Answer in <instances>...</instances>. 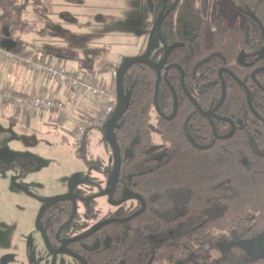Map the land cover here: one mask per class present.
<instances>
[{"label": "trees", "instance_id": "obj_1", "mask_svg": "<svg viewBox=\"0 0 264 264\" xmlns=\"http://www.w3.org/2000/svg\"><path fill=\"white\" fill-rule=\"evenodd\" d=\"M242 1L248 3V0ZM9 2L21 18L23 5L17 0ZM253 2L264 26V0ZM5 31L0 33V46L9 37ZM202 45L196 52L195 62L212 51L224 52V57L207 75L213 81L217 79L219 67L231 68L232 56L228 51L231 43L226 42L225 48L217 41L212 46L206 42ZM28 48L36 60L44 61L52 54L50 48L37 44L16 42L12 50ZM241 70L243 73L239 76L244 79L247 68L241 67ZM78 72L90 74L82 69ZM156 79L157 72L146 63L130 67L124 80L128 101L115 129L122 156L120 182H128L130 191L142 197L146 209L128 222L99 227L87 241L91 245L101 244L84 255L88 264H177L195 255H208L220 243L251 239L264 231V91L256 87L251 92L254 113L246 92L235 81L226 80L229 89L219 114L241 120L232 133L228 122L212 123L200 115L180 87L177 69H172L168 77L179 98L177 115L170 120L166 118L174 112L175 97L163 80L157 97L158 114ZM257 79L264 85V72ZM192 94L198 105L208 110L220 92L209 89ZM153 113L169 150L153 168L140 172L137 167L152 145ZM76 152L90 168H100L87 159L84 150ZM135 210L129 209L121 217L130 216ZM250 214L255 215L253 222ZM67 219L68 213L59 211V223Z\"/></svg>", "mask_w": 264, "mask_h": 264}, {"label": "rangeland", "instance_id": "obj_2", "mask_svg": "<svg viewBox=\"0 0 264 264\" xmlns=\"http://www.w3.org/2000/svg\"><path fill=\"white\" fill-rule=\"evenodd\" d=\"M9 1L0 0V33L6 30L17 44L59 46L64 57L82 58L83 70L94 73L102 84L111 76L112 65L128 57L145 51L159 56L162 43L155 16L163 0H18L24 11L20 21ZM39 116L36 113L32 122L22 123L0 115V260L9 255L28 264L29 249L42 256L45 250L35 224L40 205L63 197L80 177L91 181L79 183L78 189L99 193L108 178L103 172L113 166L105 128L93 129L84 148L87 159L100 167L92 169L78 157L72 135L42 125ZM150 129L152 145L137 167L140 172L153 168L169 150L156 113ZM12 138L14 144L8 141ZM130 204L133 207L136 202L114 206L106 196L80 203L78 224L84 229L113 214L119 216ZM249 217L253 222L255 215ZM59 262L73 263L68 257H59ZM177 264H264V231L251 239L220 243L208 255H195Z\"/></svg>", "mask_w": 264, "mask_h": 264}, {"label": "flooded vegetation", "instance_id": "obj_3", "mask_svg": "<svg viewBox=\"0 0 264 264\" xmlns=\"http://www.w3.org/2000/svg\"><path fill=\"white\" fill-rule=\"evenodd\" d=\"M162 4L161 11L157 12L158 14L155 16L157 30L159 23L166 16L161 25V33L158 31L162 43L159 56L154 58L150 55L149 51H145L141 53V55L148 53L150 55L148 56L157 63L162 62L166 56V64L161 69L159 84L162 80L165 81L174 94V97L177 96L178 109V94L168 80L169 73L172 69H177L180 73V87L184 93H186V96L196 107L200 115L206 119H210L212 123L219 120L226 121L231 125L232 133L233 130L235 132L236 126L241 124V120L228 119L219 114L220 108L225 102L227 91L229 89L226 80L229 78L235 81L237 85L246 92L247 102V90H249L250 93V101L251 92L255 90L256 87L264 91V85L261 84L257 79V76L264 72V69H262L264 68V58L260 57V52L264 50V26L260 18L255 13L253 0H248V3L242 0H163ZM215 41L223 44L224 48V44L226 42L231 43V46L228 47V51L232 56L233 63L230 66L233 69L227 66L219 67L218 71L216 72L217 79L211 81L208 80L207 77L210 68L219 63V60L224 57V52L220 50L215 52L212 51L211 53L207 54L200 62H195V55L200 46H203L202 43L206 42L208 45L212 46ZM165 45L167 46V54ZM232 49L233 52H231ZM117 67L119 68V66ZM166 67H169V69H166ZM241 67L247 68V74L244 79H241L239 76V73H243ZM153 69L157 72L155 68ZM159 84L158 90L156 87L157 97L159 93ZM224 88L226 90V94L224 100H222ZM209 89L219 91L220 94L215 103L213 102V105L210 109L203 110L198 105L196 97L192 93L206 92L209 91ZM221 101L222 104L220 105ZM218 105H220L218 111H216L211 117L208 118L203 116L202 112H210ZM156 108L157 113L160 114L159 108ZM251 110L254 112V108ZM172 115L168 117H171ZM168 117L166 118L168 119ZM257 117L259 116L257 115ZM84 145L85 142L81 146H76L80 150L85 151ZM112 165V168L103 172L108 176V178L106 179V185L100 187V189L107 190V193L110 192L112 187L114 156ZM110 172L112 175H110ZM121 180L122 177L120 172L119 184L113 195L114 202L124 199L129 194H136L130 191L128 182H120ZM90 181L91 179L80 177L78 183H73L63 197L60 199L44 201L40 205L37 219L43 210L44 212L39 220V227L36 225V230L42 241V246L45 250V253L38 257L31 249H29L27 251L28 264H61L59 262V257H68L72 259L73 263L71 264H88V261L85 259L84 255L91 250L99 248L101 245L100 243H96L94 245L87 243V241L94 234H96L97 229L113 222H122L121 220L129 217H121L122 213H125L129 209H136L135 213L142 209L144 201L138 197L139 195L137 196L136 194L132 199L118 205L126 206L128 203L135 201V206L131 207L132 205L130 204V207H128L126 211H122L119 216L113 214L100 222H105L112 219H117L120 221H113L94 227L99 223L97 222L82 229L77 220V216L81 210L80 203L92 202L97 197L84 200L85 198L95 195V193L90 191L85 192L84 190L78 188L80 184H86V182L89 183ZM98 185L99 183L97 186ZM69 193L73 195L72 198L74 199L68 198ZM104 196H106L109 201L108 194ZM109 203L113 205V203L110 201ZM139 203H141V205ZM66 204L70 206L69 209L63 206ZM59 211H66L68 213L67 221L62 224L59 223ZM67 230L68 232H66ZM88 231H90L88 236L84 237ZM66 234L69 236L66 237ZM75 238L80 239L68 244V250L71 253H59V249L61 248L64 241ZM108 243V241L105 242L106 246H108ZM8 256L9 255L4 256L5 258L0 260V264H22L20 261H14L13 259L9 258L11 256Z\"/></svg>", "mask_w": 264, "mask_h": 264}, {"label": "built area", "instance_id": "obj_4", "mask_svg": "<svg viewBox=\"0 0 264 264\" xmlns=\"http://www.w3.org/2000/svg\"><path fill=\"white\" fill-rule=\"evenodd\" d=\"M50 57V56H49ZM44 61L36 60L31 50L14 51L0 46V63L24 64L35 74H42L47 79L56 80L60 87L74 98L100 99L101 105L94 114H77L78 101L74 100L72 108L64 107L56 98L40 94L15 93L10 85L0 86V105H12L22 112L57 111V117L51 120V126L64 130L66 121L74 120L75 126L71 133L75 145L81 146L90 130L105 127L117 107V94L114 85L102 84L96 76L79 74L78 70L68 67L63 62L53 63L52 58ZM116 80L118 67L110 68Z\"/></svg>", "mask_w": 264, "mask_h": 264}, {"label": "crops", "instance_id": "obj_5", "mask_svg": "<svg viewBox=\"0 0 264 264\" xmlns=\"http://www.w3.org/2000/svg\"><path fill=\"white\" fill-rule=\"evenodd\" d=\"M52 1H56V0H52ZM22 17L23 16H21L19 21L22 19ZM54 18L56 21L59 22V18H57L56 16ZM5 33L7 34V31H5ZM0 41H1V38H0ZM21 44H32V43L24 42ZM45 48H50L52 50V54L50 55V57L52 58L53 63L63 62V63H66L68 67H73L78 70L82 69V71H85L83 70V68H81L82 62H83L82 58L81 60L80 58H78V56H71L68 58L64 57L62 52L59 51V46L50 45ZM67 59H70V61L72 62H69ZM79 65L81 66L80 68H79ZM113 66L117 67L119 66V64H114L112 65V67ZM109 71L111 70L109 69ZM90 75H95V74L93 73ZM114 79L115 78H114L113 72L111 71V76H109V78H107L106 81L103 80V83L107 82L106 84L114 85L113 83ZM2 85L3 86L10 85L15 91V93H20L24 95L40 94L46 97L56 98L66 108H72L74 105V100H76L78 101L77 114L79 113L94 114L96 113V111L99 109L101 105L100 99L95 100V99L86 97V98L78 100V98L76 97L74 98V96H72L73 93H71V95L68 94L63 87H60L58 85L56 81L52 79H47L42 74H35L29 67H27L24 64H9V63L2 64L0 63V86ZM3 113H5L6 117L9 120L21 121L22 123L23 122L30 123L34 119V115L37 112L36 113L32 111L22 112L16 109L15 107H13L12 105H0V115ZM38 113H40L38 121L42 125L44 124L51 128L52 126H51L50 121L57 117V111L43 112V113L38 112ZM64 126H65L64 130H60V129H55V130H58L65 136H71V133L75 126L74 120L66 121V123H64ZM102 128L104 129L105 127H102ZM92 130H90L87 136L85 137V145L88 140L89 134L90 132H92ZM10 140L12 141L11 143L14 144L13 142L14 138L8 139V141Z\"/></svg>", "mask_w": 264, "mask_h": 264}, {"label": "water", "instance_id": "obj_6", "mask_svg": "<svg viewBox=\"0 0 264 264\" xmlns=\"http://www.w3.org/2000/svg\"><path fill=\"white\" fill-rule=\"evenodd\" d=\"M165 17L161 20V22L158 25L159 33H161V25H162V22L165 19ZM15 46H16V42L14 40L10 39L9 37L2 41V47L3 48L13 49ZM165 48H166V54H167V46L166 45H165ZM260 57L264 58V50L260 52ZM136 63H146L149 66H151V67H153V68H155L157 70L158 77H157V81H156V85H157L156 87H157V90H158V84H159L160 77H161V69L166 64V56H165L164 60L162 62H160V63L155 62L152 58H150L148 56V54L138 55L136 57H128L121 63L120 67L118 68L117 75H116V81H115V88H116V94H117V107H116V110L113 113L111 119L109 120V122L105 126L106 127V137H107V140L109 142L110 148H111L113 156H114V169H113L112 187H111L110 192H108V193H107V190H102V191H100L99 193H97V194H95L93 196L85 198L84 200H89V199H92V198H95V197L104 196V195L108 194L109 201L111 203H113V205L118 206V205L123 204V203L127 202L128 200L132 199L136 195V194H129L127 197H125L124 199H122L120 201H116V202L113 201V195L115 193V190H116V188H117V186L119 184V180H120V172H121V164H122V157H121V155L119 153V150H118V147H117V144H116L115 129L118 126V123L120 122V120H121V118L123 116L125 107L127 105L128 96H129L125 92V87H124L125 76H126L128 70L130 69V67L133 66ZM166 69H169V67H166ZM262 69H264V68H262ZM165 76H166V74H165ZM247 93H248V103H249V105H250V107L252 109L253 107H252L251 101H250L249 90H247ZM225 94H226V90L224 88L223 99L222 100H224ZM175 101H176L175 112H174V114L171 117H168V119H173L174 116L177 113V109H178L177 96H175ZM155 103H156V107H158V104H157V93H156ZM221 104H222V101H221L220 105ZM220 105H218L214 110H212L210 112H206V113L202 112L203 116L208 117V118L211 117L213 114H215L216 111H218ZM233 133H234V130H233ZM70 191H71V189H70ZM72 196L73 195L69 193L68 198L69 199H74V198H72ZM76 197H80V196H76ZM138 197L142 199V197H140V196H138ZM145 209H146V205L143 202V207H142V209L140 211H138L137 213H135V214H133V215L127 217L126 219L121 220V221L122 222L130 221L135 216H138L141 213H143L145 211ZM43 212H44V210L41 212V214L39 215V217L37 219V222H36L37 227H39V220H40ZM113 221H120V220L112 219V220L105 221V222H99L94 227L99 226V225H103V224H107V223H110V222H113ZM89 232L90 231H88L87 234L84 237L88 236ZM79 239L80 238H75V239L64 241L62 243L61 248L59 249V253H71L68 250V244L73 242V241H77ZM77 257H79V256H77Z\"/></svg>", "mask_w": 264, "mask_h": 264}]
</instances>
